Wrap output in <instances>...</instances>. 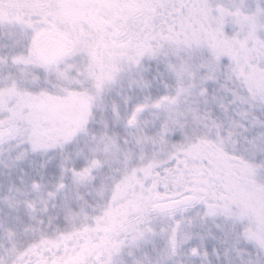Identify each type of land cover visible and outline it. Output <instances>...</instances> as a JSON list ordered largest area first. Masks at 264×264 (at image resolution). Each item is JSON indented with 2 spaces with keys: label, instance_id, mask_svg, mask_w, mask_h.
I'll use <instances>...</instances> for the list:
<instances>
[{
  "label": "snow or ice",
  "instance_id": "snow-or-ice-1",
  "mask_svg": "<svg viewBox=\"0 0 264 264\" xmlns=\"http://www.w3.org/2000/svg\"><path fill=\"white\" fill-rule=\"evenodd\" d=\"M0 264H264V0H0Z\"/></svg>",
  "mask_w": 264,
  "mask_h": 264
}]
</instances>
